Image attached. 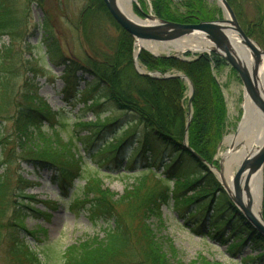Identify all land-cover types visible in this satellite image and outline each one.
Here are the masks:
<instances>
[{
  "label": "trees",
  "instance_id": "obj_1",
  "mask_svg": "<svg viewBox=\"0 0 264 264\" xmlns=\"http://www.w3.org/2000/svg\"><path fill=\"white\" fill-rule=\"evenodd\" d=\"M25 1L42 6V0ZM226 1L237 16L238 0ZM140 3L143 7V0ZM172 4L171 0H151L152 11L157 18L177 23L210 21L217 14L207 8L204 0H181L182 12L175 10ZM133 9L140 13L136 5ZM92 12L97 13L100 22L110 23L116 35L105 43H109L107 49L93 44V56H86L82 63L62 55L48 12H43L42 20L48 63L63 66L64 102L68 105L81 102L96 114L95 122L79 123L82 127L91 128L87 135L67 140H62L56 133L53 135L58 123L57 113L37 101V87L32 82L27 83L21 95L14 94L11 86L15 66L10 56L12 48L9 46L0 51V119L11 122V132L0 135V243L2 229L18 228L12 230L5 240L7 254L13 263L46 264L21 236L20 231L30 236L38 232L25 229L24 212L19 208L22 204L17 201L21 197L32 200L30 196H23L24 186L29 182L16 173L17 170L12 172L11 167L14 163L17 166L28 163L36 169L50 168L56 186L66 195L74 181L82 176L83 157L75 149L76 139L98 166L113 163L116 168L122 167L124 154L130 149L132 162L142 159L150 173L161 168L164 178L159 180L166 182L172 179L176 187L170 193L167 187L154 189L145 186L146 177L141 176L135 186L115 198V194L102 188L98 177H87L82 187L83 198H76L75 203L82 207L88 205L87 211L92 219L111 222L104 228L102 237L94 236L68 246L63 252V264H183L176 259L173 247L165 250L148 222L151 216L160 219V207L167 203L169 195L174 196L176 205L180 201L187 210L197 205L198 208L189 214L191 217L201 214L200 225L197 223L196 227L208 228L211 238L226 244L227 250H236L248 239L252 245L262 249L256 257L248 259L260 260L264 256V238L239 213L208 168L222 137L225 119L224 104L212 67L216 69L224 65V59L214 53L196 54L190 60L153 57L143 50L138 54V62L148 70L165 73L174 69L192 83V115L186 128L183 80L138 74L132 59L134 39L115 23L102 0H88L81 10L84 34L91 33L88 17L94 16ZM20 23L15 0H0V36L5 34L14 42L21 37ZM244 30L247 36H253L248 28L244 27ZM85 75L92 78V84L79 92L78 83L85 80ZM77 93H80L78 99ZM107 111L109 115L100 119L99 115ZM45 126L50 132L44 129ZM118 126L119 129L126 127L120 136L115 131ZM136 127L144 130L141 138L134 136ZM106 130L110 134V142L104 141L94 150L95 141ZM169 154L173 156L165 162L164 156L169 157ZM132 162L126 160L128 168ZM172 168L175 173L171 172ZM13 177L16 179L14 186ZM196 184H202L209 190L203 192L199 189L189 197L179 195L180 191ZM205 198L208 201L201 203ZM11 204L15 207L13 216L4 222L5 211ZM25 209L41 213L34 208ZM261 213L264 220V167ZM228 227L231 230L228 233L230 241L225 239Z\"/></svg>",
  "mask_w": 264,
  "mask_h": 264
},
{
  "label": "rangeland",
  "instance_id": "obj_2",
  "mask_svg": "<svg viewBox=\"0 0 264 264\" xmlns=\"http://www.w3.org/2000/svg\"><path fill=\"white\" fill-rule=\"evenodd\" d=\"M171 1L175 10L178 12L184 11L180 4L181 0ZM143 2V7L140 0L132 3L133 14L141 20L144 19L142 13L154 15L151 0H143ZM204 2L207 8L212 9L215 14H219L215 15L214 20L223 18V12L217 0H204ZM86 3H88V0H42V6H39L36 2L26 3L25 0H15L17 15L19 20H21L20 24L22 26L21 37L12 42L7 35L0 36V51L9 46L12 48L10 56L13 57L15 66L11 86L14 94L21 95L26 90L28 82L35 84L37 87V101L45 103L58 115V123L55 126L53 135L56 133L62 140L75 139L78 136L87 135L91 128L82 127L79 123L95 122L96 114L87 110L81 102L69 105L64 102L62 95L64 83L61 78L63 66L50 65L48 63L46 46L43 42V12H48L52 17L53 30L62 55L68 59L82 63L85 61L86 56H93V44L96 47L100 46L102 49H107L106 47L109 46V43L106 45L105 43L116 35L115 28L110 23L100 22V18L96 12H92L94 16L90 15L88 17L90 19L88 28H91V33L84 34L82 26L84 21L82 20L81 23L80 12ZM133 5L138 7L140 13L133 9ZM236 10L237 16L234 10L233 12L242 30L245 32L244 27L248 28L253 33V36L248 37L264 50V0H238ZM135 42H133L132 59L135 52ZM157 47L160 49L159 53H152L147 49L142 50L153 57L176 54L173 51H169L170 47L167 44H160ZM186 53L183 55L179 54L177 58L190 60L197 54L196 52H189L186 55ZM154 54H158L159 56ZM136 62L138 69L142 72H159L148 70L138 62V59ZM212 73L223 100L225 119L222 137L216 147L212 162L208 163V168L215 175L218 182L222 184V182L224 183L222 177L228 171L224 162L230 161V159L223 161L222 154L235 152L239 147L237 144L233 149H230L229 145L232 142L225 144L223 141L225 137L235 134L242 120L243 111L241 104L244 89L237 73L227 63L216 69L212 67ZM163 74L182 73L173 69ZM84 79V81L78 83L77 89L79 92L85 90L88 86L90 87L92 84V78L88 75H85ZM182 80L185 87L183 93L184 107H187L190 86L187 80ZM77 94L78 99L80 93ZM186 114L188 123L187 111ZM108 115L109 111L103 112L99 115V118L103 119ZM187 123L186 128L189 125ZM44 129L50 132L47 126ZM123 130H126L125 126L122 129H119L118 126L115 129L116 135L120 136ZM10 132L11 122L0 119V135ZM143 134V128L136 127L134 136L141 138ZM110 140V134L106 130L104 135L95 141L94 150L102 142H110ZM75 144L76 151L83 157L82 176L74 181L73 187L66 195H63L56 186L54 173L50 168L36 169L28 163H21L18 166L14 163L11 167L12 172L17 170L16 173H20L29 182L24 186L25 195L23 196H30L32 200L21 197L17 201H20V204H22L19 208L24 212L23 223L25 229L27 231L35 230L38 232L34 236H30L27 232L20 231L21 236H24L26 245L39 254L41 262L46 264H63V252L68 246L94 236L102 237L104 228L111 222L109 220L97 221L92 219L87 211L88 205L82 207L75 203L76 198H83L82 187L87 177H98L102 188L115 194V198L124 195L125 190H129L132 186H135L141 176L146 177L145 186H151L154 189L167 187L170 193L176 187L172 179L166 182L159 180L164 178V171L161 168L155 169L150 173L147 172L142 159H136V161L132 162L133 157L130 156V149L126 150L124 154L122 167L116 168L113 163L98 166L96 161L90 159V156L77 139ZM226 155L228 156V154ZM170 156L172 157L173 154H169V157L168 155L164 156L165 162H168ZM126 160L132 162L129 163V168ZM1 171L2 169H0V173ZM171 172L175 173L176 171L172 168ZM235 172L236 169L234 170L232 180ZM12 174L15 176L14 173ZM15 180L13 177V186L15 185ZM262 188L263 171L261 194ZM199 189L203 192L209 190V188L202 184H196L190 189L180 191L179 195L189 197ZM206 201L208 199H202L201 203ZM177 203L178 205H176L174 196L169 195L167 203L160 207V219L151 216L148 222L153 232L163 242L165 250L169 251V247H173L176 252V259L183 264H190L192 262L199 264H264V256L260 260L248 259L256 257L259 252H262V249L252 245L248 239L236 250H227L226 244H221V242L211 238L208 228L200 227L198 229L196 227L197 223L201 222V214H195L194 217H191L189 214H192L198 208L197 205L187 210L181 205L180 201ZM26 207L37 209L41 213L25 209ZM14 209V204H11L5 211L4 222L12 218ZM14 229L18 228L6 227L1 230L0 264H14L11 257L7 254V244L5 241L6 237L10 236L11 231ZM230 231L228 227L226 233L230 234ZM229 234L228 236L225 235V239H229L230 241L231 236Z\"/></svg>",
  "mask_w": 264,
  "mask_h": 264
},
{
  "label": "water",
  "instance_id": "obj_3",
  "mask_svg": "<svg viewBox=\"0 0 264 264\" xmlns=\"http://www.w3.org/2000/svg\"><path fill=\"white\" fill-rule=\"evenodd\" d=\"M137 2V0H131ZM218 5L222 9L223 18L210 21H200L195 24H183L169 20L159 19L152 14L142 13L144 19H139L133 14L134 19L127 17L119 8L117 0H102L111 18L115 23L127 32L134 41L149 42L155 45H171L182 38L190 37L194 34H201L210 44L211 48L208 51H197L198 54L214 53L225 60V62L235 70L244 89V93L249 97L251 102L257 106L264 114V100L259 92L258 83L256 79V71L264 58V50L258 44L251 40L240 27L236 16L226 0H217ZM234 31L241 39L242 43L246 45L252 52L253 68L248 71L240 58L233 51L232 46L226 36V31ZM140 50L134 52L133 60L136 71L141 75H146L156 78H171L176 77L185 79L189 82L190 94L187 103L188 123L191 116V100L193 95V85L183 74H163L160 72L147 73L142 72L137 66V56ZM186 52H193L185 50L181 53L166 54L163 57H179L178 55ZM159 56L158 54H154ZM184 59V58H182ZM242 122V120H241ZM239 123L235 134L229 136L234 138L240 129ZM187 123V125H188ZM186 141V140H185ZM186 143V142H185ZM230 149L235 145L230 143ZM264 167V142L250 155L242 157L236 167V172L233 177L231 187H228L222 182V187L229 197L231 203L237 208L239 213L245 218L249 225L264 238V220L262 218L261 210L258 212V217L251 212V201L249 194L248 182L252 174L256 172L261 173L260 178V200H262V171Z\"/></svg>",
  "mask_w": 264,
  "mask_h": 264
},
{
  "label": "bare ground",
  "instance_id": "obj_4",
  "mask_svg": "<svg viewBox=\"0 0 264 264\" xmlns=\"http://www.w3.org/2000/svg\"><path fill=\"white\" fill-rule=\"evenodd\" d=\"M132 3L133 1L131 0H117L120 10L127 17L134 19ZM226 36L230 42V45L232 46L233 51L240 58L246 69L251 71L254 65L251 50L242 43L241 39L234 31H226ZM157 46L158 45L149 42L136 41L135 52L138 50L147 49L152 53H159L160 49H158ZM168 47H170L169 51H173L175 53H181L188 49L193 52H197L208 51L211 48V44L206 39H204L201 34H194L190 37L182 38L180 41L168 45ZM256 79L259 92L264 100V58L261 60L257 68ZM241 109L243 111V116L240 129L233 139L230 137H225L223 141L225 144L232 142L233 145H239L237 151L222 154V157L224 158L223 161L230 159V161L224 162L228 171L224 174L225 176L222 177L224 183L228 187L231 186L232 176L238 162L242 159V157L250 155L264 142V114L251 102L245 93L243 96ZM226 154H228V156ZM260 178L261 173L256 172L251 175L248 182L251 201L250 208L252 214L256 217H258V212L261 210Z\"/></svg>",
  "mask_w": 264,
  "mask_h": 264
}]
</instances>
